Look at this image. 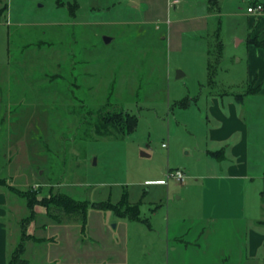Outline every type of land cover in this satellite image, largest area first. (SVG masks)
I'll use <instances>...</instances> for the list:
<instances>
[{"label": "rangeland", "instance_id": "obj_1", "mask_svg": "<svg viewBox=\"0 0 264 264\" xmlns=\"http://www.w3.org/2000/svg\"><path fill=\"white\" fill-rule=\"evenodd\" d=\"M119 2L0 0V264L31 220L28 194L42 201L51 192L104 209L90 206L83 231L82 219L58 223L37 206L18 264H264V253L254 262L247 254L250 235H264V81L261 92L248 87L247 65L238 64L244 24L224 21L229 44L209 58L211 83L203 54L211 37L184 35V51H170L165 30L132 22L139 0ZM214 96L226 115L234 103L250 130L251 179L230 193L236 208L222 220L215 206L203 208L205 177L220 172L206 154L218 147L209 136L219 126ZM116 109L138 117L136 132L91 129ZM176 169L188 179L166 185ZM126 194L128 207H119ZM126 211L139 219L119 216Z\"/></svg>", "mask_w": 264, "mask_h": 264}, {"label": "crops", "instance_id": "obj_2", "mask_svg": "<svg viewBox=\"0 0 264 264\" xmlns=\"http://www.w3.org/2000/svg\"><path fill=\"white\" fill-rule=\"evenodd\" d=\"M108 1L109 4L106 8L116 5V1L119 0L114 1L112 4V0ZM123 2L124 0H120L119 3L122 4ZM89 3L90 1H87V5ZM139 4L141 6L140 15L138 19L132 22L154 25L157 26V29L162 28L165 30L167 34L165 39L170 51H184V35H191L192 40L198 43L206 42L211 37L210 41L212 43L203 46L205 47L203 54L208 58L207 69H209L210 56L214 55L215 52L218 53V56H224L227 44H229L224 43L221 39L224 21L228 19L236 28L242 22L246 29L247 53L243 58H239L238 64L245 61L247 65L248 87L251 85L261 86L259 92L262 91L264 48L251 44L248 39H256L260 43H264V13L261 16H255L248 14L247 9L256 4L264 5V0H139ZM80 7L82 8L81 4ZM93 9L90 8L91 11L95 10ZM108 14L109 11L106 10L105 15ZM179 26H185L182 33ZM235 32H237V29H235ZM236 41H238L237 33L233 35V45ZM243 42L244 39L241 43ZM193 46L197 45L194 43ZM239 46L236 44L233 47L235 49ZM183 77H185V74ZM212 100L213 105L209 106V110L218 119L219 126L210 130L209 136L210 141L218 144V147L214 150H208L206 154L212 157L216 164L220 166V172L205 177L209 186H211V190L204 192L203 208L205 212H208L213 210V206H215L218 216L216 218L222 220L231 218L233 216L231 212L236 208V204H233L232 198H230V193L236 191L237 186L251 179L250 130L239 117L234 103H229L228 115H226L224 109H222L224 105L221 104L218 97L214 96ZM240 101H242L241 103L244 102V100ZM189 106L184 109H188ZM238 134L240 136L236 140ZM233 186L235 187L233 188ZM205 218L211 221L216 219L212 218L211 215H207V213ZM263 221L264 219H261L257 221V224L264 228ZM247 249L250 260L253 262L259 260L260 255L264 253V235L253 232L250 235Z\"/></svg>", "mask_w": 264, "mask_h": 264}, {"label": "trees", "instance_id": "obj_3", "mask_svg": "<svg viewBox=\"0 0 264 264\" xmlns=\"http://www.w3.org/2000/svg\"><path fill=\"white\" fill-rule=\"evenodd\" d=\"M6 10V9H4ZM3 9L0 10V19L5 12ZM251 44L256 45L259 48H264V43H260L258 40H251ZM212 66L209 64V80L211 83L213 82L212 77ZM259 93V92H258ZM246 95V94H244ZM243 96V95H241ZM188 100L185 102H182L180 105L183 108H187L189 104L187 103ZM138 122L139 119L135 115H132L128 112H125L124 110H115V111H108L105 115L102 114V116L96 121L93 126H91V129H93L98 135L108 137L113 136L114 133L113 130H116L120 133V136L125 137L127 135H131L134 132H136L138 128ZM113 129V130H112ZM50 198H45L42 201L38 200V195L35 193H29L27 196L28 199V207L31 210V220H29V223L27 225L23 226V232H22V241L20 242L18 248L15 250L9 264H18L23 263L20 256L24 254L25 252V239L27 238V228L28 225L31 224L34 220H32L36 216V210L35 208L37 206L43 207L46 209L48 216L52 219L56 220L58 223L63 222V217L66 216L68 219H82L84 222L83 231L86 228V220H87V211L92 206L94 209H104L102 206L105 203H94L90 204L89 202H79L75 199L63 195V194H53L51 192ZM128 198L127 194L124 195L122 201L118 203L121 206L128 207ZM118 207V208H119ZM116 209V208H115ZM139 214V210H137ZM120 217L122 218H128L130 220H138L139 216L134 217L132 213L129 211L124 213H119ZM72 217V218H71ZM264 224V221L262 222Z\"/></svg>", "mask_w": 264, "mask_h": 264}, {"label": "built area", "instance_id": "obj_4", "mask_svg": "<svg viewBox=\"0 0 264 264\" xmlns=\"http://www.w3.org/2000/svg\"><path fill=\"white\" fill-rule=\"evenodd\" d=\"M248 14H253L255 16H261L264 13V5L263 4H256L253 6H250L247 9ZM164 148H166V145H163ZM186 174L184 171L176 169L171 170L168 174V177L165 181V184H167L170 180H175L177 183L181 184L184 183L186 180Z\"/></svg>", "mask_w": 264, "mask_h": 264}, {"label": "water", "instance_id": "obj_5", "mask_svg": "<svg viewBox=\"0 0 264 264\" xmlns=\"http://www.w3.org/2000/svg\"><path fill=\"white\" fill-rule=\"evenodd\" d=\"M104 42H105V44H110L111 42H112V39L110 38V37H107V36H105L104 37ZM184 76V73H182V72H178L177 73V78H181V77H183ZM145 154H143V156H144Z\"/></svg>", "mask_w": 264, "mask_h": 264}]
</instances>
